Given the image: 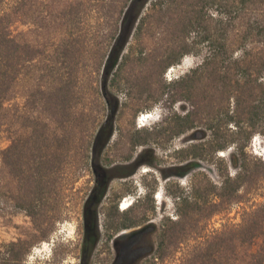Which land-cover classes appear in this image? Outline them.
<instances>
[{"label": "trees", "instance_id": "obj_1", "mask_svg": "<svg viewBox=\"0 0 264 264\" xmlns=\"http://www.w3.org/2000/svg\"><path fill=\"white\" fill-rule=\"evenodd\" d=\"M48 1L0 0V133L8 121L12 129L11 144L2 151L0 188L6 171L15 182L10 196L15 209L31 216L30 244L48 240L57 223L69 217L57 206L60 195L55 191L69 159L75 158L94 180L81 205V264H91L102 240L101 207L117 176L111 172L116 166L104 163L107 151L118 150L119 159L130 166L153 164L152 146L194 130L195 141L179 149L186 160L179 175L207 160L216 163L221 180L203 185L193 178L190 189L178 194V217L165 218L156 243L150 245L139 240L145 228L135 229L145 222L149 210L135 215L134 203L121 210L119 199L107 202L103 226L115 246L109 264H140L151 254L153 259L166 260L179 247L183 251L179 264H264V202L246 209L240 222L227 221L206 236L197 235L203 222L242 202L247 184L264 174V161L249 162L246 151L252 136L264 127V0H128L115 29L106 35L108 47L97 65L98 95L107 113L90 134L78 59L81 37L74 22L81 11L68 2L60 4L61 22L43 49L13 30L17 21L29 24L30 31L44 25L38 24L48 19L40 6ZM151 33L157 45L149 49L143 39ZM131 35L135 42L129 44ZM203 46L209 52L202 65L162 83L158 94L152 75H136V69L148 61L159 63L165 72L186 54H199ZM43 53L46 64L38 67ZM26 70L35 75L25 108L8 107ZM108 86L126 87L135 97L155 102L172 86L180 90L182 99L199 97L202 103L196 110H172L160 124L121 130L112 142L119 101L112 104L108 99ZM123 145L127 150L120 151ZM231 146L228 159L218 155ZM149 151L153 158H143ZM230 165L236 168L234 173ZM135 167L124 176L134 173ZM126 229L131 231L119 234ZM194 234L197 238L192 242ZM24 247L22 254H14L15 263L8 264H22Z\"/></svg>", "mask_w": 264, "mask_h": 264}, {"label": "rangeland", "instance_id": "obj_2", "mask_svg": "<svg viewBox=\"0 0 264 264\" xmlns=\"http://www.w3.org/2000/svg\"><path fill=\"white\" fill-rule=\"evenodd\" d=\"M67 2L71 4L73 9L81 11L74 22L81 37L78 59L82 67V102L86 114L90 117L88 122V133L90 134L96 123L102 120L107 113L102 99L98 95L101 74L97 71V65L100 64L102 52L108 47L106 35L115 29L121 16L122 7L128 0H49L47 4L43 3L40 6L48 19L38 24L44 23V25L35 26L34 30L30 31L31 26L29 24L17 21L13 24L14 33L22 34L23 38L34 40L43 49V45L56 33L58 24L61 22L59 18L60 4H67ZM148 6H150V3H147L145 9ZM143 41L149 49L157 45L155 43L157 41L156 35L153 34H146ZM134 42L135 38L131 35L129 44ZM208 52L209 48L203 46L199 54H186L181 63L170 66L165 72H162L159 63H151L150 61L144 63L145 65L140 66L135 72L136 75L141 77L152 75L153 89L157 93L158 90L160 92L162 83L175 79L179 75L188 72L192 67L201 66ZM240 53L238 51L236 55ZM45 55L43 53L42 57L38 59V67L46 64ZM34 75L31 71L26 70L15 96L7 102L8 107L13 108L18 105L21 110L23 107L25 108L28 88ZM106 95L112 104L116 99L119 101V109L114 117L116 133L112 142L121 130L131 129L134 125L136 128L154 126L162 123L172 110L181 112L196 110L202 103L199 97H195L192 101L182 99L180 90L174 89L172 86L168 87L167 93L157 102L149 99V97L137 98L131 90L127 91L126 87L108 86ZM151 105L152 108L150 109ZM233 107L234 103H231V108ZM148 111L153 113V117L149 119L145 116ZM142 114L144 115L142 116ZM10 126L8 121L0 133V170L2 169V151L11 144L12 129ZM202 128L204 126L200 121L198 129L202 130ZM196 132L191 130L165 143V145L152 146L151 150L156 154L153 164L130 166L128 162L121 161L118 156L119 151L112 148L107 151L109 156L103 159L107 166H116L111 172L117 175L111 184L106 201L114 202V200L119 199L121 210L124 209L122 203L125 200L128 203L130 202L129 205L134 203L135 215H141L144 211L149 210L145 222L135 228H145L139 236L142 245H150L152 242L155 244L165 218L178 217V194L187 192L190 189L193 178H198V183L202 182L203 185L208 180L214 183L221 180L216 163L207 160H200V165L188 174L179 175V172L182 171L180 165L186 161L181 158L183 153L179 152V149L194 142L195 139L192 137ZM123 146L120 151L127 150V146ZM141 147L136 149V154L141 150ZM233 150L234 148L231 146L218 152V155L225 156L228 159ZM246 151L249 162L264 161V127L263 131L256 132L252 136ZM143 158H153L152 151H149ZM134 167V173L124 176L125 172L132 170ZM229 170L234 173L236 168L230 165ZM2 176L3 182L0 188V264L15 263L14 254L25 250L23 245L24 248H27V253L25 256L23 255L22 264H81L83 238L81 205L82 200L94 183L92 174L81 167V162L78 159H69L67 168L61 176L55 191L56 194L60 195L58 202H56L57 206L63 214H68L69 217L57 223L56 230L48 240L33 245L30 244L33 240L31 216L25 211L15 209L10 199L15 182L6 171L3 172ZM157 194H162L163 199L161 200ZM242 200V202L233 203L225 212L216 214L203 222L197 235L206 236V234L215 228L221 227L227 221L240 222L246 209L264 202V174L256 183L247 184ZM107 202L101 207L100 214L102 240L95 251L91 264H109L115 255L113 240L105 234L103 226L104 210ZM152 208H154V211L151 210ZM129 231L131 229L122 230L119 234L124 235ZM197 235H193L195 239L193 238L192 242L196 241ZM22 239H24V242L21 241ZM182 252L181 247H179L166 260L153 259L151 254L141 260L140 264H179Z\"/></svg>", "mask_w": 264, "mask_h": 264}, {"label": "bare ground", "instance_id": "obj_3", "mask_svg": "<svg viewBox=\"0 0 264 264\" xmlns=\"http://www.w3.org/2000/svg\"><path fill=\"white\" fill-rule=\"evenodd\" d=\"M145 116L147 117V119H149V118L153 117V113H151L150 111H148L147 114H145ZM158 193H159V192H158ZM161 193H162V192H161ZM157 195H158V194H157ZM158 197L161 198V200L163 199L162 194H159ZM122 204H123V205H122V208L125 209V208L130 204V202L128 203V201L125 200V202H123Z\"/></svg>", "mask_w": 264, "mask_h": 264}, {"label": "built area", "instance_id": "obj_4", "mask_svg": "<svg viewBox=\"0 0 264 264\" xmlns=\"http://www.w3.org/2000/svg\"><path fill=\"white\" fill-rule=\"evenodd\" d=\"M144 114H142V116H143ZM141 117V116H140ZM141 119V118H140ZM144 119V118H143Z\"/></svg>", "mask_w": 264, "mask_h": 264}]
</instances>
